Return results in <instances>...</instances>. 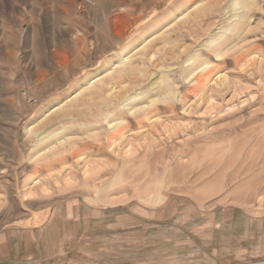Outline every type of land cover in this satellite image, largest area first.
<instances>
[{
    "label": "rangeland",
    "instance_id": "rangeland-1",
    "mask_svg": "<svg viewBox=\"0 0 264 264\" xmlns=\"http://www.w3.org/2000/svg\"><path fill=\"white\" fill-rule=\"evenodd\" d=\"M80 2L0 0V264H264V0Z\"/></svg>",
    "mask_w": 264,
    "mask_h": 264
},
{
    "label": "crops",
    "instance_id": "crops-1",
    "mask_svg": "<svg viewBox=\"0 0 264 264\" xmlns=\"http://www.w3.org/2000/svg\"><path fill=\"white\" fill-rule=\"evenodd\" d=\"M92 3L86 5L84 3H79L78 11H87V16H82V23L89 24L93 26L94 38L97 40H106L101 37V34L106 35L109 39L112 38L115 17L112 15V10L117 7V0H90ZM87 19L85 20L84 19ZM114 17V18H113ZM115 37V36H114Z\"/></svg>",
    "mask_w": 264,
    "mask_h": 264
},
{
    "label": "built area",
    "instance_id": "built-area-1",
    "mask_svg": "<svg viewBox=\"0 0 264 264\" xmlns=\"http://www.w3.org/2000/svg\"><path fill=\"white\" fill-rule=\"evenodd\" d=\"M83 3H88L90 4V1L89 0H81Z\"/></svg>",
    "mask_w": 264,
    "mask_h": 264
},
{
    "label": "bare ground",
    "instance_id": "bare-ground-1",
    "mask_svg": "<svg viewBox=\"0 0 264 264\" xmlns=\"http://www.w3.org/2000/svg\"><path fill=\"white\" fill-rule=\"evenodd\" d=\"M90 1V0H89ZM90 4H91V2H90ZM1 87V86H0ZM208 98H209V96H208ZM27 131V130H26Z\"/></svg>",
    "mask_w": 264,
    "mask_h": 264
}]
</instances>
